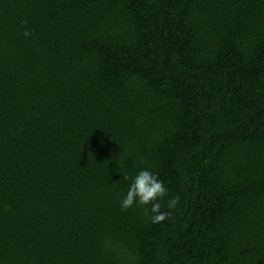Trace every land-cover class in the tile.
Listing matches in <instances>:
<instances>
[{"label": "trees", "instance_id": "16d2710c", "mask_svg": "<svg viewBox=\"0 0 264 264\" xmlns=\"http://www.w3.org/2000/svg\"><path fill=\"white\" fill-rule=\"evenodd\" d=\"M0 264H264V0H0Z\"/></svg>", "mask_w": 264, "mask_h": 264}, {"label": "clouds", "instance_id": "9594fccd", "mask_svg": "<svg viewBox=\"0 0 264 264\" xmlns=\"http://www.w3.org/2000/svg\"><path fill=\"white\" fill-rule=\"evenodd\" d=\"M24 35L27 36L28 33L25 32ZM122 178L130 181L119 202L122 210H127L134 204L145 206L144 214L152 224L162 223L168 218L170 211L161 210V201L167 196L168 189L157 173L148 168H140L134 175L122 174ZM178 202V197H170L165 201L169 210L175 209Z\"/></svg>", "mask_w": 264, "mask_h": 264}]
</instances>
